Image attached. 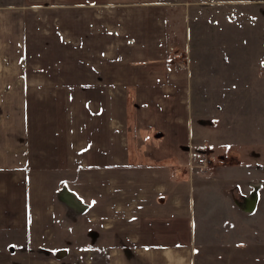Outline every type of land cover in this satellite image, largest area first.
Returning a JSON list of instances; mask_svg holds the SVG:
<instances>
[{"label": "crops", "instance_id": "1", "mask_svg": "<svg viewBox=\"0 0 264 264\" xmlns=\"http://www.w3.org/2000/svg\"><path fill=\"white\" fill-rule=\"evenodd\" d=\"M88 1L0 6V251L24 264H264V177L185 110L167 4ZM198 149L207 166L188 171ZM67 169L79 188L63 185ZM67 196L85 221L53 224Z\"/></svg>", "mask_w": 264, "mask_h": 264}, {"label": "rangeland", "instance_id": "2", "mask_svg": "<svg viewBox=\"0 0 264 264\" xmlns=\"http://www.w3.org/2000/svg\"><path fill=\"white\" fill-rule=\"evenodd\" d=\"M116 1L119 0H109L110 4ZM151 1L167 4L168 36L176 42L173 63L179 68L177 65L184 58L186 70L189 67V84L183 90L187 99L183 103L185 110L197 125L225 130L222 136L233 140L227 141L233 143V155L238 157L244 151L246 156L256 158L253 176L264 177V0ZM47 2L89 1L0 0V6ZM61 175L67 181L63 185L79 188L74 182L70 184L68 169ZM81 202L68 196L63 198L67 207L62 205L63 214H54L50 221L53 224L85 221V215L76 214L77 209L84 211V200ZM8 255L0 251V264H24L21 259L14 262Z\"/></svg>", "mask_w": 264, "mask_h": 264}, {"label": "built area", "instance_id": "3", "mask_svg": "<svg viewBox=\"0 0 264 264\" xmlns=\"http://www.w3.org/2000/svg\"><path fill=\"white\" fill-rule=\"evenodd\" d=\"M177 66L179 68L182 67L181 64H178ZM206 166H207V158H206L205 152L202 151L201 149H198L197 151L193 153V159L190 160L186 165L188 171H190L191 168H197L199 170H204Z\"/></svg>", "mask_w": 264, "mask_h": 264}]
</instances>
